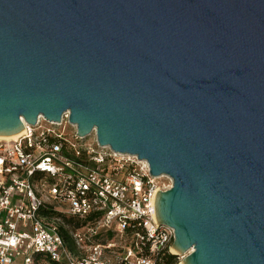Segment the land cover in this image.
<instances>
[{"label": "water", "instance_id": "water-1", "mask_svg": "<svg viewBox=\"0 0 264 264\" xmlns=\"http://www.w3.org/2000/svg\"><path fill=\"white\" fill-rule=\"evenodd\" d=\"M63 114L171 180L182 264H264V0H0V137Z\"/></svg>", "mask_w": 264, "mask_h": 264}, {"label": "built area", "instance_id": "built-area-1", "mask_svg": "<svg viewBox=\"0 0 264 264\" xmlns=\"http://www.w3.org/2000/svg\"><path fill=\"white\" fill-rule=\"evenodd\" d=\"M23 125L0 137V264H33L35 254L61 264H160L175 255L174 232L154 211L168 177L67 132L68 114ZM63 217L91 220L72 230Z\"/></svg>", "mask_w": 264, "mask_h": 264}, {"label": "trees", "instance_id": "trees-1", "mask_svg": "<svg viewBox=\"0 0 264 264\" xmlns=\"http://www.w3.org/2000/svg\"><path fill=\"white\" fill-rule=\"evenodd\" d=\"M91 219L88 218L86 220H77L74 218H66L63 217V222L66 226L70 227L72 230L79 229L86 225L88 221ZM61 233L65 237V239L68 240V234L67 231L61 228ZM178 258L175 255H171L168 253H165L162 262L160 264H177ZM33 264H61V263H55L53 262L49 257L42 255V254H35L33 257Z\"/></svg>", "mask_w": 264, "mask_h": 264}, {"label": "rangeland", "instance_id": "rangeland-1", "mask_svg": "<svg viewBox=\"0 0 264 264\" xmlns=\"http://www.w3.org/2000/svg\"><path fill=\"white\" fill-rule=\"evenodd\" d=\"M66 130H67V132H74L75 131V127L67 126L66 127ZM86 140L89 143H94L95 142V135H94V133H92L88 137H86ZM162 182L166 184L168 181L166 179H162ZM177 258H179V257H177ZM177 264H180V261H178Z\"/></svg>", "mask_w": 264, "mask_h": 264}, {"label": "bare ground", "instance_id": "bare-ground-1", "mask_svg": "<svg viewBox=\"0 0 264 264\" xmlns=\"http://www.w3.org/2000/svg\"><path fill=\"white\" fill-rule=\"evenodd\" d=\"M172 253H173V254H176L175 250L172 249ZM180 264H182V263L180 262Z\"/></svg>", "mask_w": 264, "mask_h": 264}]
</instances>
